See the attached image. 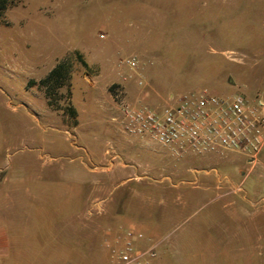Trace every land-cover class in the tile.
<instances>
[{"label":"rangeland","instance_id":"1","mask_svg":"<svg viewBox=\"0 0 264 264\" xmlns=\"http://www.w3.org/2000/svg\"><path fill=\"white\" fill-rule=\"evenodd\" d=\"M190 1L0 0V229L29 230L0 234L14 246L0 250V264H29L19 240L35 242L21 178L92 175L85 187L98 197L109 189L114 210L156 220L136 242H158L155 264H264V150L253 163L230 151L174 159L114 121L117 91L156 110L202 90L264 96V0L213 10ZM59 63L63 84L47 79ZM131 166L138 184L109 183ZM80 235L60 264H110L98 224Z\"/></svg>","mask_w":264,"mask_h":264},{"label":"built area","instance_id":"2","mask_svg":"<svg viewBox=\"0 0 264 264\" xmlns=\"http://www.w3.org/2000/svg\"><path fill=\"white\" fill-rule=\"evenodd\" d=\"M126 64L133 67L134 58ZM120 94L117 91L115 95L118 116L114 119L119 130L153 142L174 159L230 151L253 163L264 150V96L259 93L248 98L239 93L219 97L205 90L189 92L170 98L171 103L159 110L131 106L119 98ZM115 240L107 246L110 264H155L158 242L138 247L130 228Z\"/></svg>","mask_w":264,"mask_h":264},{"label":"crops","instance_id":"3","mask_svg":"<svg viewBox=\"0 0 264 264\" xmlns=\"http://www.w3.org/2000/svg\"><path fill=\"white\" fill-rule=\"evenodd\" d=\"M239 3L236 0L231 2L194 0L190 1L187 7L199 10H213L214 8H219L221 5L233 6ZM133 147H136V145L131 146V149ZM125 150L129 151L128 148L123 149V151ZM118 151L123 152L122 150ZM115 157H111V159ZM111 159L109 158L107 161ZM131 168L132 173L125 170L127 176L112 178L113 180H109V183L115 186L138 184L141 177L139 170L137 166H131ZM122 171L124 173V169ZM95 180L97 181L99 178L94 177V175L86 179L79 177L46 179L37 176L34 178H21L19 180L20 211L21 213L22 211L26 213L23 215L27 218L26 224L32 220L36 222V227L32 228L35 241L33 246H27L18 237V240L21 242V249L24 250L23 256L29 259L27 261L29 264L65 263L64 258L66 257L62 254L63 251L61 250H73L75 254V251L81 248L80 242H83L80 241V232H90L93 222L99 225L103 233L100 240L103 241L106 248L116 241V234L120 231L132 229L137 236V241L142 245L146 240L144 239L146 235L144 231H147L149 228L153 230L157 228L156 220L151 216L148 217V222L145 224V221H141L139 216L132 215L123 210H114L112 204L115 201V197L114 195H109L111 192L109 189L104 188V194L98 197L93 189L92 192L90 188L85 187L86 185H96L95 183L97 182ZM95 189L96 187L94 186ZM44 222H46L48 227L46 229L41 225ZM27 229L28 225L20 229H17V227L10 230L3 228L2 230L0 229V234H7L9 232L25 235L29 231ZM13 248L14 246L9 243L8 236L0 235V250L4 249L8 252V250L11 251Z\"/></svg>","mask_w":264,"mask_h":264},{"label":"trees","instance_id":"4","mask_svg":"<svg viewBox=\"0 0 264 264\" xmlns=\"http://www.w3.org/2000/svg\"><path fill=\"white\" fill-rule=\"evenodd\" d=\"M1 8L4 9V6ZM47 79H54V81H58L59 84H63L66 79H69V73L66 71L65 65L63 63H59L55 68H53Z\"/></svg>","mask_w":264,"mask_h":264}]
</instances>
